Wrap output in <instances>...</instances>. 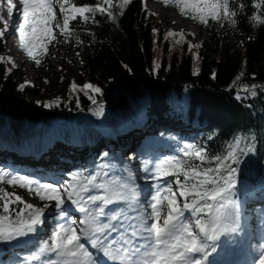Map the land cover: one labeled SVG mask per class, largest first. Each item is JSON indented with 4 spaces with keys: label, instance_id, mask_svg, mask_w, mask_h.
Segmentation results:
<instances>
[{
    "label": "trees",
    "instance_id": "trees-1",
    "mask_svg": "<svg viewBox=\"0 0 264 264\" xmlns=\"http://www.w3.org/2000/svg\"><path fill=\"white\" fill-rule=\"evenodd\" d=\"M71 2L95 6L97 0ZM120 2L113 0L115 22L101 14H96V23L74 22L76 35L68 44L58 34L72 60L62 65L78 67L88 82L102 89V95L95 96L97 104L79 90L69 94V87L58 93V107L45 108L43 103L52 100L42 99V86L26 83L22 69L9 71L5 60L0 62V154L5 156L0 163L12 166L16 159L29 158L35 152L47 162L50 154L56 156L57 149L43 145L56 142L63 146L67 164L73 165L79 176L102 174L107 157L104 153L108 151L104 129L111 132L108 143L124 156L140 153L141 140L156 138L164 141L174 155L183 146L179 141H187L203 146L211 157L224 154L235 137H242L254 143L257 150L242 157L245 163L239 166L236 199L253 221L257 204L245 201L264 186V89L258 88L255 97L240 90L244 85H264V25L253 27L255 22L249 20L254 14L264 20V3L243 0L246 7L235 18V27L225 23L221 28L216 22L211 25L207 51L218 53L217 58L199 53L195 64L191 54L171 52L164 42L163 56L157 64L155 47L166 37L153 32L154 15L142 0H131L119 15ZM254 3H261V8L256 9ZM76 38L83 43L76 45ZM5 43L4 38L0 39V56L5 52ZM187 45L185 42L183 47ZM197 69L198 73L193 74ZM241 74L242 79L233 87L232 82ZM81 81L78 77V86H82ZM237 92L241 99L236 98ZM100 105L102 116L95 114ZM175 123L186 132H173ZM150 131L158 132L153 135ZM137 166L140 178L141 164ZM114 170L116 176L125 179L121 170ZM12 243H0V255ZM20 251L6 264H26Z\"/></svg>",
    "mask_w": 264,
    "mask_h": 264
},
{
    "label": "snow or ice",
    "instance_id": "snow-or-ice-1",
    "mask_svg": "<svg viewBox=\"0 0 264 264\" xmlns=\"http://www.w3.org/2000/svg\"><path fill=\"white\" fill-rule=\"evenodd\" d=\"M130 2L121 0L119 15H123L124 7ZM164 3L167 5L169 0ZM174 3L186 18L204 25L211 20L221 28L225 23L235 27V18L246 7L243 0H174ZM261 3H254V7L260 9ZM7 5L11 16L18 6L13 0H7ZM19 7L22 19L18 26H14L18 48L36 66H41L49 55V46L57 41V33L63 43L73 42L76 35L74 22L96 23V14L116 21L113 0H97L95 6H78L71 0H19ZM2 12L0 3V23L4 25L0 29V39L9 31V21L4 19ZM189 13L192 14L190 17ZM249 20L255 22L253 27L264 25L259 14ZM157 31L153 29L154 33ZM175 35L184 40L183 31H169L166 38ZM82 43L79 38L75 39L76 45ZM192 47L189 45V49ZM76 56L79 57L80 53L77 52ZM4 60L5 57L0 56V62ZM7 60L13 61V58L9 56ZM241 79L242 74L234 79L233 87ZM258 88L264 89V85H244L240 91L255 97ZM70 89L83 92L93 104H97L95 96L102 95V89L91 82L78 86L73 81ZM236 98H242L240 92L236 93ZM42 106L58 107L59 98L44 102ZM95 114H104L102 105ZM242 143L244 147H241ZM256 150L251 141L235 137L222 155L209 157L203 146L185 143L179 154L158 159L151 169L145 163V172H150L151 178L163 183L157 184L142 210L139 208L141 194L130 179L116 175L109 178L104 172L41 182L34 176L0 166V184L6 182L9 186L26 189L41 202H54L45 203L43 207L35 206L15 192L0 187V243H12L36 234L45 224V212L55 210L62 222L56 224L40 248L41 253L49 257L44 259V264H214L211 258L218 247L233 242L236 234L243 231L241 209L236 199L239 166L245 163L242 157L246 158ZM207 164L214 166L206 167ZM18 205L23 207L17 208ZM70 212L83 214V218L70 219ZM85 241L96 250L95 253ZM255 251L257 257L253 264H264V243H259ZM41 258L39 255L26 257L29 261ZM0 264L4 262L0 261Z\"/></svg>",
    "mask_w": 264,
    "mask_h": 264
},
{
    "label": "rangeland",
    "instance_id": "rangeland-1",
    "mask_svg": "<svg viewBox=\"0 0 264 264\" xmlns=\"http://www.w3.org/2000/svg\"><path fill=\"white\" fill-rule=\"evenodd\" d=\"M2 1L3 0H0V3H2ZM142 2H143L144 7L150 13L154 15L155 29H157L160 33H163L165 37L169 31H174L176 33H180L181 31H183L184 33L183 41H181L179 35L170 36L166 38V41L162 39V42H160L159 45L155 47L154 60L157 64L161 62V59L163 56L164 42L168 43V48L171 52L173 51V52H177L178 54H182L184 51H186V53L184 54H188V53L191 54L192 57L194 58L193 62H195V64H197L198 62V57L196 54H199V53L209 55L211 57H216V58L218 57V53H211L207 51V48H208L207 43L210 39L209 35L212 30L211 25L214 22L209 20V23L207 25H204L201 23L197 24V22L191 18H186L185 16L179 13L174 3V0H169V3L167 5H165L164 0H156L153 2H150L149 0H142ZM154 6H157L158 8L155 9ZM191 15L192 14L189 13V17ZM57 16L59 19L60 13H59L58 6H57ZM171 17L173 18V20L170 19ZM21 19L22 17L21 15H19L18 23L21 21ZM1 28H2V24L0 23V29ZM191 34H194V35H191ZM5 40H6L5 41L6 46H5V52L3 54V57H5V62L7 66L10 69H16V68L22 69L25 73V80L27 82H30V83L33 82L38 86L39 85L42 86L44 93L41 97L43 99L53 100L55 98H58V93H61L63 89L69 88L73 81L78 83L77 82L78 77H82V81L80 83L81 85L88 82L87 76L83 72H81L78 67L75 66L74 68H71V65H65V66L62 65V62L72 63V60L69 58L68 53L65 50V47L61 45L59 41L58 42L55 41L49 46V55L45 57L42 61V65L44 66V68L40 69V66H36L35 63L31 59L26 57V55L18 48V44L12 45L10 40H8L7 38ZM178 41L180 42L178 43ZM185 42L188 44L187 45L188 47H185L186 49L183 47ZM189 45H193V47L189 49ZM9 56L13 58V61L15 62V67H13V61L7 60V57ZM48 68H51L53 70H49ZM70 90L71 89L69 88L68 89L69 94L73 93ZM178 126H181V125L178 123L177 126L175 127H178ZM47 144H50L52 146L54 145L53 147H55L59 151V156L62 157L61 153H62L63 146H61L60 144L56 142L55 144L45 143L43 146ZM118 153L119 151L117 152V154ZM132 160L134 159L133 158L129 159L126 156L123 159L120 158V160H117V162L115 163L117 164V166H119L121 169L124 170L126 174V180L130 179L132 184L137 185L135 183L136 172H135V169H132V166H133ZM109 166L110 165H108V167ZM15 168H17V166ZM112 168L113 166L111 165L109 171L112 172L113 171ZM5 169H9V168H5ZM14 172L17 173L16 171ZM111 172L109 173L107 172L109 174V178L113 176V173ZM23 175H27V174H23ZM38 179L41 182H43L42 179L40 178ZM57 179L60 180L61 177L58 176ZM158 183L162 184L163 181H160ZM0 185H1L0 187L5 188L6 191L15 192L16 194L20 195L25 202L31 203L35 206L43 207L45 203H54V202H48V201L41 202L39 198L35 196L34 193L30 194L26 189L19 188L18 186H15V187L9 186L7 185L6 182ZM139 188L143 190V193H146V191H148L150 187L149 185H147V183H142L140 184ZM70 213H76V212H70ZM54 216H55V219L57 220V223L62 222L60 220V217L56 215L55 210H48L45 212V217H44L45 224L39 228L40 229L39 231L45 228L47 224H50L52 219H54ZM242 218L244 219V216H241V225L243 224ZM54 227L50 229V232ZM50 232L49 234L46 233L48 234L47 238L49 237ZM242 232L236 234V236L241 235ZM19 242L21 245L19 246V248L25 245L23 241L20 240ZM42 246L43 245L38 246V247L41 248ZM13 247H14L13 245L10 246L11 249ZM11 249L9 250V252H5L0 256V261L4 262L6 258L12 256L13 251ZM50 258L55 259V257H50Z\"/></svg>",
    "mask_w": 264,
    "mask_h": 264
},
{
    "label": "bare ground",
    "instance_id": "bare-ground-1",
    "mask_svg": "<svg viewBox=\"0 0 264 264\" xmlns=\"http://www.w3.org/2000/svg\"><path fill=\"white\" fill-rule=\"evenodd\" d=\"M154 8L157 9L158 7L154 6ZM170 19L173 20L172 17ZM177 124L178 123H175L172 125V130L181 131L183 129V126L180 124L182 127L181 126L175 127V126H177ZM191 127L194 128V126H191ZM179 133L181 134L182 132H179ZM118 151H119V153L111 160L112 163L117 162V160H120V158L123 159L126 157V156H124L123 152H120V149H118ZM0 153H3V151L0 150ZM37 153L38 152H35L33 156H28L29 158H26L27 156H23L20 159H16V162L19 165H28V166L29 165H37V166H39L40 169H38L37 171L32 173L34 176H36L35 174L44 175L45 173H48L49 169H51L50 168L51 165H52V170L56 173H60L59 170L69 172V171L73 170V168H74L73 166L67 164V162L64 158L66 156V154L64 152L61 153L62 157L59 156L58 150L56 151V156L50 154L47 162L43 157L39 156V154H37ZM0 161H5V156L2 154H0ZM0 166L16 171L15 168H11L9 165L3 166V163L2 164L0 163ZM30 167H34V166H30ZM61 177H62L61 179H66V176H61ZM77 216H79V214ZM77 220H79V219H77ZM33 238H34V235H32L31 239H33Z\"/></svg>",
    "mask_w": 264,
    "mask_h": 264
},
{
    "label": "water",
    "instance_id": "water-1",
    "mask_svg": "<svg viewBox=\"0 0 264 264\" xmlns=\"http://www.w3.org/2000/svg\"><path fill=\"white\" fill-rule=\"evenodd\" d=\"M43 99V98H42ZM44 100V99H43ZM46 101V100H45Z\"/></svg>",
    "mask_w": 264,
    "mask_h": 264
}]
</instances>
